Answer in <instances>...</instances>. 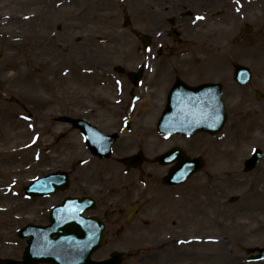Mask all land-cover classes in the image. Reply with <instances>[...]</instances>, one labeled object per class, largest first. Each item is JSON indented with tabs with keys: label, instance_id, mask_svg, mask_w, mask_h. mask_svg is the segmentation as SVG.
Returning <instances> with one entry per match:
<instances>
[{
	"label": "rangeland",
	"instance_id": "rangeland-1",
	"mask_svg": "<svg viewBox=\"0 0 264 264\" xmlns=\"http://www.w3.org/2000/svg\"><path fill=\"white\" fill-rule=\"evenodd\" d=\"M144 1L0 0V259L21 260L26 241L17 237V231L28 224L47 225L50 205L60 202L65 195L50 200L26 199V186L52 169L56 171L65 166L80 170L82 166L77 165L86 159L83 144L75 134L61 141L60 134L70 128L58 120L88 117L101 130L118 131L114 105L106 102L102 107H93L96 102L101 103L98 97L104 101L107 96L111 100L117 98L111 85L103 86L107 79L112 82L105 73L113 74L114 68L122 69L127 78L130 68L143 56L140 37L151 36L154 25L166 29L167 39L161 64L158 66V57L155 67L161 71L167 61L174 62L175 49L171 46L179 42L167 32L168 19L172 16L181 34L182 43L176 47L189 52L192 46L200 44L197 52L192 50L190 56H186L193 60L185 62L186 65L196 64V75H187L184 79L190 83L223 85L227 123L214 137H195L192 153L201 156L204 153L205 166L184 185L173 188L161 183L170 168L150 163L155 155L175 143L162 141L155 130L162 112L155 109L152 117L133 125L134 137L122 142L126 147L132 145L133 152L143 147L150 159L145 169L148 177L143 176L144 187L135 185L143 200L129 201L125 206L117 198L105 203L110 222L108 240L93 259H107L111 253L122 251L129 255L123 264H176L175 256L188 251L179 242L199 239L205 235L201 233L203 229L213 228L206 222L188 223L183 219L193 207L200 186H214L226 172L240 173L243 181L250 184L264 170L263 156L254 171L244 172L245 161L254 149H261L264 154V97L257 100L255 95L256 91L264 93V0H241L238 18L230 24L232 35H227L224 24L228 10L218 8V2L213 6L211 0H189L185 4L175 1L167 11L159 10L160 16L155 18L153 14L158 12L154 9H159V0H153L146 10ZM228 1L231 9L233 0ZM187 8L199 16L208 14L205 22H200L198 17L196 24L195 21L189 24L191 32L181 23ZM6 20L9 22L4 24ZM186 20L191 21V18L186 17ZM213 21H218L217 25ZM247 27L251 31H247ZM152 44L155 47L156 41ZM209 57L219 58L210 62L211 68L206 67ZM179 63L181 68L187 67ZM199 64L206 65L199 70ZM235 65L252 71L250 84L240 87L233 81ZM173 67L178 68L176 64ZM165 70L163 76L167 80ZM159 88L160 85L157 92ZM87 112L91 113L87 115ZM141 112L144 114L143 109ZM243 125L247 127L244 130ZM139 128L146 131L141 135L143 143L139 139ZM146 135L147 148L144 147ZM258 135L255 143L247 142ZM113 167L114 163L109 161L106 171ZM96 168L81 169L80 177L86 180L73 183L66 194L91 193L88 178L96 175ZM101 169L105 167L99 165L98 172ZM222 190L230 211L225 218L226 226L222 227L230 258L235 264H264L249 262L257 255V249L264 248V220L251 222L239 211L232 212L231 209L244 205L241 194ZM136 205L139 214L129 224L127 218ZM239 215L242 217H237ZM242 223L254 225L257 230L247 232ZM217 240L211 238L207 244H198L184 263L216 264L211 256Z\"/></svg>",
	"mask_w": 264,
	"mask_h": 264
},
{
	"label": "water",
	"instance_id": "water-1",
	"mask_svg": "<svg viewBox=\"0 0 264 264\" xmlns=\"http://www.w3.org/2000/svg\"><path fill=\"white\" fill-rule=\"evenodd\" d=\"M237 81L245 84L250 80V74L241 67L236 69ZM189 91L191 94H189ZM190 95L191 103L188 105L186 111L182 108H177L175 116L179 119L186 117L183 122L179 121L177 124L168 127L167 133L177 132L181 134L193 135L198 132H208L214 134L220 131L224 125L226 116L221 101V87L219 85H206L195 89H185L178 86L173 92L174 100L187 98ZM262 97V95H260ZM66 123H72L74 126L79 127L83 131L86 130L87 124L64 119ZM161 130V127H159ZM259 155L255 156L250 161L249 168L254 166L259 160ZM175 157L168 155L161 157L158 162L162 164H171ZM202 160L189 162L188 159L182 158L178 160V165L172 170L170 176L166 178L167 184H179L188 179L193 173L198 171L202 166ZM53 179L54 181H50ZM64 181H63V180ZM65 178L61 174L53 177H47L41 180H36L34 184L28 189L27 194L30 196H47L55 190L63 189L66 187ZM72 205H66V212L58 210V213L64 215H71L82 223L72 220L59 224L60 215H52V225L44 228L40 226L29 225L23 229L19 236L21 238L31 237L28 242L24 261L18 262L14 260L1 261L0 264H39V263H52V264H119L124 259L122 254H114L112 259L105 262L94 263L90 257L104 241V227L100 220L94 221L83 220L81 214L84 210L89 209L87 202H70ZM69 207V208H68ZM72 208V209H71ZM75 209V210H74ZM58 219V221H57ZM89 226L94 228V231L89 230ZM57 236L55 240L53 236ZM48 251L64 252L63 256H58ZM264 256V250L261 251ZM67 261V262H66Z\"/></svg>",
	"mask_w": 264,
	"mask_h": 264
},
{
	"label": "bare ground",
	"instance_id": "bare-ground-1",
	"mask_svg": "<svg viewBox=\"0 0 264 264\" xmlns=\"http://www.w3.org/2000/svg\"><path fill=\"white\" fill-rule=\"evenodd\" d=\"M179 2L182 4H185L189 0H159L160 2V10H168L170 3L172 2ZM191 1V0H190ZM193 1V0H192ZM241 0H233L232 4L234 6L230 9V2L228 0H211L212 5L214 6L216 2H218V8H226L228 12H225L227 15L226 21H224V24L227 26V35H232L233 27L230 26V24L238 18V11L242 7L243 1ZM149 2V0H147ZM148 8V4L144 5V9L146 10ZM190 8H187V10ZM210 20V19H209ZM9 21L6 20L4 24H7ZM218 21H213V24L217 25ZM188 28H190L189 24L187 23ZM192 30V29H189ZM204 36L202 35V38ZM200 44H195L189 49L188 55L190 56L192 50L193 53L197 52V49H199ZM187 52V51H186ZM220 55V54H219ZM189 58V57H187ZM184 59L185 61H188V59ZM193 60V58H191ZM209 59L207 65L206 64H199L198 69L201 70V67H204L203 65H206L207 68H211L210 62L218 61L219 58L212 60L211 57L207 58ZM191 60V61H192ZM210 65V66H208ZM215 67H218L217 64H215ZM196 71V67H195ZM154 109L152 105H149V107ZM245 127L243 125L242 129L244 130ZM257 140H259V135L256 137H251L247 140L248 143H255ZM229 163V161H228ZM219 181L212 187H207L205 185L200 186V191L197 192V196L195 197V203L191 210H189L188 214L183 218L184 222H200V223H207L212 225V229H203L201 233L203 232L205 235H201L199 239H191L187 241H181L179 242V245L182 246V248H187L188 251L185 253H182L179 256H175V263L176 264H183L185 259H189V257L192 255V250L198 245V244H207L209 243V240L211 238L218 239L216 242V245L213 247V254L212 259L216 264H226L227 262H231L232 264H235V260L230 258L229 250H228V243L225 241L223 236L222 227L224 228L226 226V220L227 212H230L228 210V206L225 203V199H223L224 193L222 189H228V191H236L241 194V198L243 200L244 205L231 209L232 212H240V214L245 215L251 222L257 221L259 219L264 220V170L261 171L259 174V177H257L252 183H246L243 181L242 176L240 173L237 172H226L222 178L218 179ZM242 211V212H241ZM242 215H239L237 217H242ZM249 216V217H248ZM242 225H246L244 227V230L247 232H252V230H257L256 226L242 223ZM212 236V237H211ZM211 237V238H210ZM220 237V238H217ZM179 258V259H178ZM176 259H178L176 261ZM172 262V261H171ZM185 264V263H184Z\"/></svg>",
	"mask_w": 264,
	"mask_h": 264
},
{
	"label": "flooded vegetation",
	"instance_id": "flooded-vegetation-1",
	"mask_svg": "<svg viewBox=\"0 0 264 264\" xmlns=\"http://www.w3.org/2000/svg\"><path fill=\"white\" fill-rule=\"evenodd\" d=\"M153 28L157 32H161L162 31V27L160 25H154ZM185 28L187 29L188 27L185 26ZM178 36H180V35L178 34ZM165 39H166L165 35L164 36L162 35L161 37H159V40H160L161 43H163ZM165 47H166V45H165ZM180 60H183V59H180ZM177 66H178V68L176 70H174L175 71L174 74L172 76H170L167 80L158 79V80L154 81L153 83L149 84V88H151V91L153 92L150 95V97H149V99L152 100L151 105L155 109L159 108V111H161V112L166 107V92L169 91V89L172 87V85L175 83V81L177 79H183L184 81H186L185 79L188 78L187 75L193 76V74H194V68L192 66H190V65H186L187 66L186 68H181V66H182L181 64H177ZM179 76H181L182 78L179 77ZM187 83L191 84L190 82H187ZM158 85H160L161 88H159V91L157 92ZM141 96L142 97L138 100L137 105L135 107H133V108L130 105H128V101H124L122 105L117 107V109H116V111L118 112L117 113L118 119H117V122H116V126L117 127L119 126V128H121L123 126V121L122 120H123L124 114L127 111H130V110L133 109V111L136 112L138 110V108H143V107L147 106V105H139V104L142 103L143 97H145L144 93ZM99 107H102V105H99L96 108H99ZM131 130H132V125H131V128H130V131ZM182 140H185V139H183V137H180V138H178L177 142H180ZM131 147H132V145H130V147H126L125 145L120 144L116 148V151L118 152V154L120 156L119 157L120 160L123 158L124 154L128 153L129 151H132ZM144 147L147 148V143L144 144ZM141 148H143V147H141ZM146 161H147V158L145 159V162Z\"/></svg>",
	"mask_w": 264,
	"mask_h": 264
}]
</instances>
